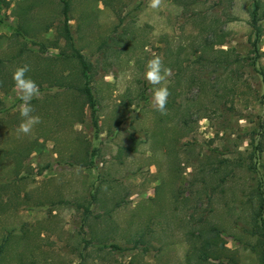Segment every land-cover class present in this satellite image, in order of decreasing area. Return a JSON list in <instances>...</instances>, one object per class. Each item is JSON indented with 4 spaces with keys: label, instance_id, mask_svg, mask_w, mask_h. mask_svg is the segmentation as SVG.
<instances>
[{
    "label": "rangeland",
    "instance_id": "obj_1",
    "mask_svg": "<svg viewBox=\"0 0 264 264\" xmlns=\"http://www.w3.org/2000/svg\"><path fill=\"white\" fill-rule=\"evenodd\" d=\"M71 2L99 127L67 87L81 80L59 33L62 0H0V58L38 75L42 120L18 136L21 101L0 89V264H261L264 20L253 66V0ZM153 55L172 70L166 115L149 104ZM204 239L217 244L208 260Z\"/></svg>",
    "mask_w": 264,
    "mask_h": 264
},
{
    "label": "trees",
    "instance_id": "obj_2",
    "mask_svg": "<svg viewBox=\"0 0 264 264\" xmlns=\"http://www.w3.org/2000/svg\"><path fill=\"white\" fill-rule=\"evenodd\" d=\"M72 0H62L63 3V23L59 29L60 36L64 38L66 42V46L72 51L70 56L77 61V63L80 66V80L81 82L78 84H72L68 82L69 88H75L85 99L86 104L91 109V116L93 123L96 127H99V109H98V98L95 93L94 87H93V81H94V75H95V68L93 63L87 59L85 54L76 46L75 38L73 36L72 32V26H71V9H72ZM196 1L199 0H175L176 3L180 4L183 7H190L192 6ZM250 16H251V23L253 26V36L251 38V43L253 47L254 56L251 58V64L253 66H256L260 57H261V38L263 36V27L261 24V21L264 20V3L262 4L260 0H253L252 6L250 9ZM3 21V20H2ZM7 27L11 30H15L16 33L23 36V32L20 30V28H15L11 24H7ZM25 36V35H24ZM23 53V50L22 52ZM64 52H60L58 56H62ZM10 65V60H6L3 58H0V89H9L14 87V81L12 79V72L8 70ZM36 72V70H34ZM50 70L48 71V73ZM29 77H31L33 80L36 79L38 75H33L30 73H27ZM45 80V75L42 78ZM59 85H64L66 83L64 80H57L56 81ZM40 83V82H38ZM1 101V98H0ZM92 161V160H91ZM93 163V161H92ZM264 194V192H263ZM262 194V190H260L261 195V203L259 205V208L256 209L254 217H253V223L255 225L254 231H257L259 233L260 238L255 244V248L260 251V258H261V264H264V195ZM212 231H214V235L216 234V229L212 228ZM201 238L205 237L204 232H199L198 234ZM217 235V234H216ZM215 246H217L216 242L214 240L204 239L202 241V245L200 246L199 251V259L202 260H208L210 257H212L213 250L215 249Z\"/></svg>",
    "mask_w": 264,
    "mask_h": 264
},
{
    "label": "clouds",
    "instance_id": "obj_3",
    "mask_svg": "<svg viewBox=\"0 0 264 264\" xmlns=\"http://www.w3.org/2000/svg\"><path fill=\"white\" fill-rule=\"evenodd\" d=\"M163 0H148V7L154 10L161 8ZM31 71L28 64L16 66L12 71L14 81V91L16 99L21 101L18 105L19 115L22 118L16 132L18 136H29L36 125L42 122L41 117L35 114L36 109L32 104L34 99L41 96L38 84L27 75ZM144 79L153 88L149 97V104L162 115L167 114V102L170 91L167 80L172 75V70L165 66L163 58L153 55L145 63Z\"/></svg>",
    "mask_w": 264,
    "mask_h": 264
}]
</instances>
